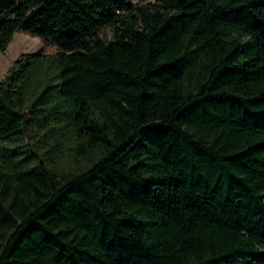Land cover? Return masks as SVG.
Listing matches in <instances>:
<instances>
[{
  "label": "trees",
  "instance_id": "1",
  "mask_svg": "<svg viewBox=\"0 0 264 264\" xmlns=\"http://www.w3.org/2000/svg\"><path fill=\"white\" fill-rule=\"evenodd\" d=\"M133 1L0 0V264H264V0Z\"/></svg>",
  "mask_w": 264,
  "mask_h": 264
},
{
  "label": "rangeland",
  "instance_id": "2",
  "mask_svg": "<svg viewBox=\"0 0 264 264\" xmlns=\"http://www.w3.org/2000/svg\"><path fill=\"white\" fill-rule=\"evenodd\" d=\"M156 0H136L133 1L135 7H141L147 3H154ZM9 17L0 16V22L7 20ZM97 36L106 38L107 40L112 39V29L106 27L97 31ZM51 53L55 51V48L48 40L45 43L38 37H32L26 33L16 32L10 42L8 43L5 51L0 52V81L4 78V75L8 67L17 59L23 55L36 53L39 50Z\"/></svg>",
  "mask_w": 264,
  "mask_h": 264
}]
</instances>
